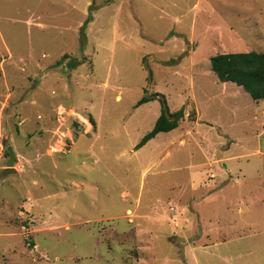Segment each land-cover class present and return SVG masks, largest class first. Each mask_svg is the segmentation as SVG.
<instances>
[{
	"label": "rangeland",
	"instance_id": "1",
	"mask_svg": "<svg viewBox=\"0 0 264 264\" xmlns=\"http://www.w3.org/2000/svg\"><path fill=\"white\" fill-rule=\"evenodd\" d=\"M248 52L264 0H0V264H264V100L211 70Z\"/></svg>",
	"mask_w": 264,
	"mask_h": 264
},
{
	"label": "trees",
	"instance_id": "2",
	"mask_svg": "<svg viewBox=\"0 0 264 264\" xmlns=\"http://www.w3.org/2000/svg\"><path fill=\"white\" fill-rule=\"evenodd\" d=\"M211 70L223 84L234 83L250 95L252 100L259 103L264 100V53H228L218 54L211 58ZM159 99L162 103V113L151 132L145 135L135 150H140L148 142L161 133H170L179 127L184 118V110L171 113L166 99L159 94L152 98L144 97L137 107ZM9 155V152L7 151Z\"/></svg>",
	"mask_w": 264,
	"mask_h": 264
},
{
	"label": "water",
	"instance_id": "3",
	"mask_svg": "<svg viewBox=\"0 0 264 264\" xmlns=\"http://www.w3.org/2000/svg\"><path fill=\"white\" fill-rule=\"evenodd\" d=\"M8 152H9L10 161H9L8 169L6 170L5 173L11 174L15 172V169L13 168V166H14V162L16 159H15V155H14V152L11 146L8 147ZM181 241H184V240H181Z\"/></svg>",
	"mask_w": 264,
	"mask_h": 264
},
{
	"label": "crops",
	"instance_id": "4",
	"mask_svg": "<svg viewBox=\"0 0 264 264\" xmlns=\"http://www.w3.org/2000/svg\"><path fill=\"white\" fill-rule=\"evenodd\" d=\"M227 84H229V83H225V85H227ZM153 140H154V139H153ZM153 140H151V141H153ZM151 141H150V142H151ZM145 146H146V145H145ZM145 146H144V147H145ZM199 174H200V177H201V175H202L201 172H199Z\"/></svg>",
	"mask_w": 264,
	"mask_h": 264
},
{
	"label": "bare ground",
	"instance_id": "5",
	"mask_svg": "<svg viewBox=\"0 0 264 264\" xmlns=\"http://www.w3.org/2000/svg\"><path fill=\"white\" fill-rule=\"evenodd\" d=\"M129 214H131V215H132V212H129Z\"/></svg>",
	"mask_w": 264,
	"mask_h": 264
}]
</instances>
